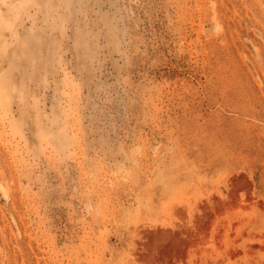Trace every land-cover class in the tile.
Returning <instances> with one entry per match:
<instances>
[{
    "label": "rangeland",
    "instance_id": "rangeland-1",
    "mask_svg": "<svg viewBox=\"0 0 264 264\" xmlns=\"http://www.w3.org/2000/svg\"><path fill=\"white\" fill-rule=\"evenodd\" d=\"M0 264H264V0H0Z\"/></svg>",
    "mask_w": 264,
    "mask_h": 264
}]
</instances>
